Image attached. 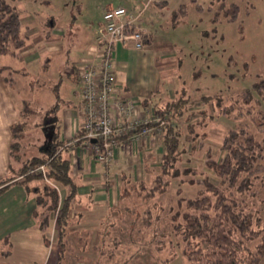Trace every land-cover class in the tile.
I'll return each mask as SVG.
<instances>
[{
    "label": "rangeland",
    "instance_id": "rangeland-1",
    "mask_svg": "<svg viewBox=\"0 0 264 264\" xmlns=\"http://www.w3.org/2000/svg\"><path fill=\"white\" fill-rule=\"evenodd\" d=\"M7 1L20 16L26 42L24 51L16 57H0V71L14 79V91L19 101L28 99L34 104L53 101L50 87L65 75L66 68H72L87 53L96 37L95 29L98 31L100 23L104 24L102 8L121 5L132 10L139 5H130L128 0ZM189 1L183 18L170 24L157 21L154 25L156 48L162 51L173 49L177 58L172 64L173 57L171 67H162L161 61L160 64L158 62L154 72L161 77L149 85L154 92L148 96L158 104L169 101L172 90L177 93H173L176 99L183 97L197 102L207 95H218L220 99L216 98L208 105H190L186 115L177 122L165 120V125L168 122L181 124L185 135L186 153L179 164L181 174L173 179L171 187L164 194L147 199L140 195L139 183L124 185L121 199L104 219L92 218L93 227H89V222L87 228L71 224L62 245L64 255L61 264H189L177 243L178 238L170 234L171 210L178 209V189H182L184 197H191L196 192V187L188 184L193 177L201 180L208 174L212 181L217 182L215 174L205 164L206 153L211 149L217 158L223 139L231 129L246 128L259 138L264 137V125L258 126L251 115L237 107L231 110L234 95L252 89L254 83L264 77V0H224L226 7L233 3L240 7L239 18L235 22L228 21L223 10L220 18L213 21V15L215 17L220 11V3L214 4L211 13L208 8L201 12L196 7H208L213 0ZM28 53L38 54L41 61L27 65L24 54ZM145 75L151 76L152 69ZM44 80H48L47 85L42 83ZM68 84L73 94L78 91L77 82L68 81ZM256 97L262 103L256 109L264 110V99ZM37 122L36 116L30 118L21 147L16 152L18 160L30 155L27 154L30 153L27 143L40 140L42 131L37 129ZM189 125L193 126L192 132H189ZM37 151L38 147L35 153ZM189 167L196 173L185 174ZM158 169L142 182L150 185ZM254 191H257V197L247 194L245 198L254 209L261 210L264 222V185L258 183ZM154 202L152 223L148 227L143 224V214ZM51 217L54 220L53 213ZM47 236L46 241L52 250L49 264H58L59 250L63 249L58 242V231H49ZM260 264H264V258Z\"/></svg>",
    "mask_w": 264,
    "mask_h": 264
},
{
    "label": "trees",
    "instance_id": "trees-1",
    "mask_svg": "<svg viewBox=\"0 0 264 264\" xmlns=\"http://www.w3.org/2000/svg\"><path fill=\"white\" fill-rule=\"evenodd\" d=\"M215 3H220L221 6L220 11L215 14L214 21L220 18L222 10L228 21L238 20L240 7L237 4L233 3L226 7L224 0H213L208 9L212 11ZM187 11V6H181L173 15L174 22L183 18ZM25 42L18 12L7 0H0V56L19 55L25 47ZM75 74L78 76L79 71ZM256 96L264 99V77L258 79L252 89L235 94L231 110L237 107L241 112L251 115L258 126H263L264 110L256 109L262 106ZM216 98L219 96L207 95L203 96L201 101L192 102L189 98L180 97L162 109H156L153 115L164 121L167 119L177 122L186 115L190 105H208ZM217 102L219 104L220 100ZM58 105L59 101L50 107L40 123L41 128L47 133L52 131V137L41 147L39 154L25 160L15 174L0 181V194L14 183L35 190L38 205L35 217L44 239L48 240L47 233L52 232L54 224L55 231H58V242L62 246L65 244L68 229L73 224L72 205L77 196V185L70 173L71 165L63 153L71 145H80L81 140L74 144L66 143L57 136L58 133H55ZM27 107L29 108V105L26 103L22 120L11 128L13 155L21 147L28 125L27 119L31 117ZM188 128L189 132H192L193 126L189 125ZM184 136L181 124L168 122L163 125L164 152L160 169L152 178L150 185L142 181L137 185L141 196L150 199L164 194L174 183L173 179L180 176L179 164L186 153ZM76 137L81 139V130ZM220 153L214 158L209 149L205 161L218 179L217 182L212 181L208 174L201 180L193 177L188 182L189 185L196 187L195 195L191 197H184L182 189H178V209L171 210L170 234L178 238L177 243L181 245L189 264H260L264 258V222L261 210L254 209L253 205L246 201L245 196L251 194L252 197H257L258 193L254 191L256 185L258 183L264 185V137L259 138L246 128L231 129L223 139ZM41 165L46 166L45 173L29 172L30 168ZM186 169L185 174L196 173L191 167ZM62 188L67 190L63 199L60 194ZM154 205L155 202L143 214V224L148 227L152 223L151 209ZM52 213L55 216L54 220L53 216L51 217ZM63 250L64 248L59 250L58 264L63 262Z\"/></svg>",
    "mask_w": 264,
    "mask_h": 264
},
{
    "label": "crops",
    "instance_id": "crops-1",
    "mask_svg": "<svg viewBox=\"0 0 264 264\" xmlns=\"http://www.w3.org/2000/svg\"><path fill=\"white\" fill-rule=\"evenodd\" d=\"M128 1L130 5L139 4L133 7L132 11L139 13L144 10L140 24L146 31V43L141 50L129 45H118L115 54L118 95L134 98L139 104V114L150 117L156 109H162L168 103L176 100L173 93L177 94L172 90V97L170 96L169 101L161 104L153 102L152 98L148 96L154 92L151 91L149 85L156 82L158 77L160 80L161 77L158 72H156L157 74L154 72L156 66L158 67L160 64L159 61H161L162 67H171V60L174 57L172 63L174 64L177 58L173 49L162 51L156 48L157 35L154 25L157 21H166L170 24L174 21V13L181 6H187L186 4L190 1L145 0V3H140L137 0ZM110 8L113 6L102 8V14ZM196 8L203 12L209 6L199 5ZM208 11L212 13L211 10L208 9ZM212 19L214 21V15ZM100 25L102 26L101 23ZM57 32L60 31L57 29ZM95 34L96 37L90 43L87 53L76 61L72 68H66L65 75L60 76L53 84L54 86L50 87L53 92V101L48 104H34L32 100L28 99H22L20 102L14 91V79L8 78L0 71V181L15 174L25 160L39 154L41 147L48 138L52 137V131L47 133L40 127V123L41 118H45V112L57 101H59V107L55 118V133H58L57 136L66 143H71L79 134L83 124V96L79 74L77 76L75 72L79 71L82 66L98 59L96 43L98 31L96 29ZM153 35H155L154 40ZM170 56L172 57L169 59ZM41 59L36 53L24 54V61L29 66ZM150 68L152 75L146 76L145 72ZM47 81L44 80L42 83L45 84ZM68 81L69 83L72 81L78 83L79 88L76 93L73 94ZM141 98L144 99L141 100ZM26 103L29 105L30 118L34 119V116L38 118V122L35 124L39 127L37 129H41L42 135L39 137V141L26 144V147L30 149V153L27 154L30 155L18 160V153L15 152V157L12 154L11 128L22 120L23 108ZM30 118L27 119L28 122ZM37 147L39 153H37L38 151L35 153ZM163 152V137L157 134H150L139 141H131L127 137L121 138L115 152V159L109 165L94 160L89 152L82 148L81 144L66 148L63 155L70 162V173L77 185V196L72 205L73 224L87 228L86 224L92 221V218L104 219L106 213L112 211L114 205L121 199L124 185L140 183L147 175L156 171L157 167L160 168ZM60 194L63 199L67 194L66 188H62ZM36 209H38L36 191L29 189L28 186L14 183L0 194V264H49L52 250L38 226L35 217ZM103 219L99 222L100 224L103 223ZM92 224L90 222L89 227ZM54 231L55 225L53 224L52 232L54 233Z\"/></svg>",
    "mask_w": 264,
    "mask_h": 264
},
{
    "label": "built area",
    "instance_id": "built-area-1",
    "mask_svg": "<svg viewBox=\"0 0 264 264\" xmlns=\"http://www.w3.org/2000/svg\"><path fill=\"white\" fill-rule=\"evenodd\" d=\"M146 8V7H145ZM142 11L136 13L117 6L103 12L104 24L98 30V59L79 70L83 96L81 146L94 160L104 165L113 163L120 139L128 136L139 141L150 134L162 135L165 121L139 114V104L131 97L118 95L115 54L118 45L141 50L146 31L140 24ZM46 166L30 168L29 172L45 173Z\"/></svg>",
    "mask_w": 264,
    "mask_h": 264
}]
</instances>
